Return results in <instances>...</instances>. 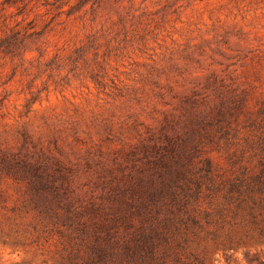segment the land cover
<instances>
[{"label": "rangeland", "instance_id": "374dc122", "mask_svg": "<svg viewBox=\"0 0 264 264\" xmlns=\"http://www.w3.org/2000/svg\"><path fill=\"white\" fill-rule=\"evenodd\" d=\"M173 147L198 167L259 171L264 0H0V264H62L49 201L101 221L110 191L174 166ZM246 215L230 229L202 214L177 250L264 264V238L221 244Z\"/></svg>", "mask_w": 264, "mask_h": 264}, {"label": "trees", "instance_id": "16d2710c", "mask_svg": "<svg viewBox=\"0 0 264 264\" xmlns=\"http://www.w3.org/2000/svg\"><path fill=\"white\" fill-rule=\"evenodd\" d=\"M169 152L175 154L174 166L163 157L155 166L164 170H153L147 182L143 178L135 186L110 191L113 199L102 210L101 221L89 211L77 210L64 195L59 199V193L49 201L44 212L61 236L62 264H193L177 249L184 233L203 229L202 214L206 226L227 223L233 229L239 211L247 212L254 229L246 227L239 236L230 230L221 243L225 250L264 238V160L258 172L249 173L244 167L235 169L237 159L226 174L217 172L208 159L198 167L190 153L174 147ZM201 198L209 201L205 211L200 209ZM122 227L128 237L120 241Z\"/></svg>", "mask_w": 264, "mask_h": 264}]
</instances>
